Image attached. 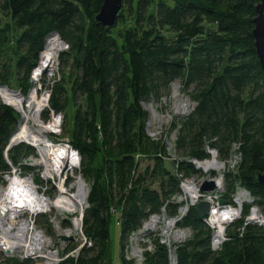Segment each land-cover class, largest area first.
<instances>
[{
	"label": "trees",
	"instance_id": "trees-1",
	"mask_svg": "<svg viewBox=\"0 0 264 264\" xmlns=\"http://www.w3.org/2000/svg\"><path fill=\"white\" fill-rule=\"evenodd\" d=\"M258 2L125 0L117 26L109 28L95 19L103 0H0L7 20L0 16V86L27 95L49 36L56 32L68 44L50 107L66 118L69 108L74 112L73 128L64 132L90 187L83 229L92 245L60 264H111L114 215L121 227L120 264H135L124 256L131 236L165 205L169 217L178 214L179 204L170 200L181 193L180 174L200 175L191 160L210 158L211 148L227 162L235 146L240 160L225 172L220 202L233 205L243 188L252 203L218 250L214 229L191 207L178 222L192 233L176 245L178 264H264V227L248 220L254 206L264 214V185L257 181L264 172V74L252 34ZM177 82L195 107L170 123L180 156L171 167L166 145L148 135L144 103L161 102ZM20 118L0 96V170L10 168L4 151ZM33 153L25 143L9 151L14 163ZM153 237L146 263L170 264L167 246ZM1 264L35 263L8 257Z\"/></svg>",
	"mask_w": 264,
	"mask_h": 264
},
{
	"label": "built area",
	"instance_id": "built-area-1",
	"mask_svg": "<svg viewBox=\"0 0 264 264\" xmlns=\"http://www.w3.org/2000/svg\"><path fill=\"white\" fill-rule=\"evenodd\" d=\"M47 96H48V94H47ZM48 98H49V96H48ZM21 116H22V114H21ZM53 116L54 117L52 118V122L55 121L57 123L56 130L53 132L54 133H60L61 129L59 128V126L61 125V122H62V116L60 114H54V113H53ZM48 124H50V123H48ZM151 128H152L151 122L149 119L148 126H147L148 135L151 137V139L153 141L161 142V143H164L166 145L167 157H169V159L167 157L166 158L168 160H170L171 162H175V161L179 160L180 157L175 155V153H177L176 142L178 139V135H176V137H174V138L172 137L171 140L174 144L171 145V140L167 137L164 138V135L162 133L163 130L162 131H156V133H153L151 131ZM19 131H20V129H19ZM19 131L16 134H13V136L10 139V143H12V140L17 136V134H19ZM53 132H50V133H53ZM48 139L55 145L64 144L67 147H69L78 156V163L80 166V163H81L80 154H79L78 150H76L70 144V142L68 140H65V142L61 143V141L54 139V138H50L49 136H48ZM22 143L31 145L30 143H26L25 141H20L19 143L16 142L12 145H13V147H15V146H18ZM8 146H7L6 150L4 151V158H5L6 162L8 163V165L10 166V168L8 170H0V192H1V194L5 192L8 184L11 180H13L16 177H21L27 181L28 185H33V187L39 193H41V195L43 197L48 198V199H52V200L57 198L60 194V190H59V180L60 179L58 177H49V178L45 177V167L38 164V162L41 158L39 150L36 148L37 150L35 149V153L26 155L24 157H20L18 159V161L16 163H14L13 160L11 159L10 155H9V151L13 147L8 151ZM32 147H34V146H32ZM217 154H218V152L215 149H213V152H212L213 159L211 161L209 160V158L205 159V160H196V159L191 160L195 164V167H198L204 171V175H202V176H205L207 174V177L202 178V179L197 181L193 178L192 179L191 178H183L182 174H180V176L182 177L181 184H180L181 193L176 195V196H173L172 199L170 200L173 203L179 204L178 214L176 216L169 217L166 214V206L167 205H165L162 214L151 215L150 218L143 223L142 227L140 229H138L135 233H133V235L131 236V238H130L131 242H129V245L127 246L125 253H124V256L126 257V259L133 260L135 262V264H147L146 258H145V253L147 251H154L155 247H152V248L149 247L148 249H143V250L134 249V251L132 249V251H130L133 237H135L138 234H147V233L153 231L155 226L158 224V222H160L159 220L161 219L162 216H166L169 218L167 221L168 228L175 227L176 224H178V222L181 221L182 218L187 215L190 208L196 207L197 204L202 200H207L211 204L210 214L206 217V221L214 229V226L211 222V218H212L211 213H212L213 209H222V208L232 206V205H222L220 202L221 194L225 190V185H224V180H223L224 177L220 178L221 179V185H219L218 180H216L215 177H211V175H210L211 174V168L210 169L205 168V165L207 163L212 162V161H217V159H216ZM221 164H222V167L225 166L224 162H221ZM39 167L44 168V171L41 172L40 176H36L32 173L29 174V171L33 170V172H34L35 169L39 168ZM69 171H72V174H74V169H71V167L68 166L67 168L64 169V171L62 173V179L63 180L67 181L69 179ZM26 172H28V173H26ZM208 172L210 174H208ZM79 178H81V173H80L79 177H77V180H79ZM56 180H57V182H56ZM206 180H215L217 182L218 188L213 192H201L200 187L204 184V182ZM48 183H51L54 185V187L58 188V194L54 198H52V196L49 195L50 189H49V186H47ZM66 187L69 189L70 192H72V189L75 188L74 185H70V186L66 185ZM191 187L195 188L194 193L192 192ZM76 191H77V189H76ZM243 192L247 193V191L245 189L243 190ZM249 198H251L250 195H249ZM170 201H168V202H170ZM88 206H89V204L86 201V205L82 210L73 211V212L79 211L80 216L76 217L74 219V226L72 228L68 227L67 229L63 230L62 225H60V222L57 220L60 217L63 218V221L66 220L70 216V213H72V212H70V211L60 212L59 217L55 216L53 218V221L57 224V228H58L59 234H60L59 236L64 235L68 238L67 240H64L65 244L67 242H68V244H70L71 242H75V243H72L71 248H70L73 250L61 258H60L58 250H53L51 247L52 244L48 245L49 243H51L52 239L50 237H48L43 230L38 229L36 226V220H35L36 216L38 214H45L49 211H40V212H33L32 211L31 212L28 210H22V211H18V212H15L14 214H12V213H10V211H8L5 203L0 198V221L2 224L10 225L12 233H15V234L16 233H23V232L27 233V234L29 233L28 235L25 234L26 236H28V240L29 239L34 240L33 237H31V234L33 232H36L38 230L42 231L44 233V235L46 236V238H48L50 240L49 243L43 244L42 253L48 254L51 252H57V254H58L57 259H49L48 257H46L45 259L49 262L46 264H59V263H61V261H63L66 258H69V257L77 258L80 254V250L84 246L92 245V243L86 238L84 231H83L84 213H85L86 209L88 208ZM77 219L80 220V225L78 228H76V226H75V221ZM154 219H157L158 221L156 223H154L153 225H151V223ZM171 221H173L172 226H170ZM177 228H179V230H176L175 234H176V237L179 239L182 238L181 235L187 234V232L191 231L187 228L181 229L179 226ZM2 229L3 228L0 227V235L3 231ZM67 232H70V233H67ZM214 232H215V235L213 234L212 246H213L214 250H218L221 248V245L226 240V237L223 236L222 239L220 241H218L216 238V229H214ZM80 233L84 236L83 244H81V245L76 243L79 240L78 236ZM154 236H156V233ZM71 238H73V239H71ZM180 243H182V240H180V241L178 240V243L174 244V246L171 244H168V245L165 244L168 248V251H169L170 264H178V257L176 254V245L180 244ZM3 250L7 252L9 250V248H8V245L5 243V241L0 240V251H3ZM25 255L27 257L28 256L29 257H35V256L28 255L27 252H25ZM0 264H1V262H0Z\"/></svg>",
	"mask_w": 264,
	"mask_h": 264
},
{
	"label": "bare ground",
	"instance_id": "bare-ground-1",
	"mask_svg": "<svg viewBox=\"0 0 264 264\" xmlns=\"http://www.w3.org/2000/svg\"><path fill=\"white\" fill-rule=\"evenodd\" d=\"M63 51L64 46L58 36L52 35L48 38L46 48L41 55V62L34 71L33 83L38 84L46 72L55 69L58 58ZM0 95L3 101H5L9 106L16 108L23 116L19 134H17V136L12 140V144L25 141L37 148L41 155L38 164L45 167V177H58L60 179V194L53 200L43 197L41 193L33 187V185H28L37 197V200L33 204H21L14 198L8 199L5 192L2 194L0 192V198L5 203L8 211L14 214L15 212L22 210L40 212L51 211L53 208L59 210L60 212L82 210L87 201V187L83 180L79 178V180L74 183V186L77 187V191L72 193L66 187V181L62 179V173L65 168L69 166L71 169H75L79 166L78 156L64 144H53L48 139V133L56 130L57 123L54 121L48 124L41 119L42 111L48 106L47 94L45 93L41 98H39L38 89L35 87L32 89L28 97L14 93L6 88L0 89ZM184 109L185 108H183V110ZM221 167L222 164L217 161H212L205 165V168L207 169H220ZM218 184L221 185V179L218 180ZM191 190L193 193L195 192L194 187H191ZM248 199L249 195L242 191L236 197V205L222 209H213L211 213V222L216 229V238L218 241H220L225 234V223H230L241 215V209L239 206L243 205V203ZM225 209L238 210L239 215L235 219L229 221L228 219H225ZM250 218L252 220H259L264 224V218L260 220V213L256 210L252 212ZM157 221V219H154L151 225ZM79 225L80 220L77 219L75 221L76 228H78ZM172 225L173 221L170 223V226ZM0 227L3 228L0 240L5 241L8 248L12 249L13 252L22 249L30 256L57 259V252H51L48 254L42 253L43 244L50 242L42 231L38 230L33 232L31 237H33L34 240H28V236L26 235L29 233H12L11 226L2 224L1 221ZM181 237H184V235H181Z\"/></svg>",
	"mask_w": 264,
	"mask_h": 264
},
{
	"label": "rangeland",
	"instance_id": "rangeland-1",
	"mask_svg": "<svg viewBox=\"0 0 264 264\" xmlns=\"http://www.w3.org/2000/svg\"><path fill=\"white\" fill-rule=\"evenodd\" d=\"M0 16H1L3 23H5L7 21L5 15L0 13ZM67 48H68V44L66 43V46L64 47V51L67 50ZM41 55H42V53H41ZM41 55H40V60H41ZM40 62L41 61H39V64H40ZM60 66H61V64H60V56H59L55 69H53L52 71L46 72L43 75V77L40 79V82L38 84H36L33 88L36 87L38 89L39 98H41L43 96V94H45V93L48 94V96H49L48 106L42 111V114H41V117H42L41 119L43 121H45L46 123H51L52 118L54 117L53 113L54 114H60L62 116V122H61V125L59 126V128L61 129V132L60 133H54V132L50 133L49 132L48 136L50 138L57 139V140L61 141V143H63V142H65V140L69 141V135H68V133H66V129L69 130V129L73 128L74 112H73V109L69 108L66 112L67 113V118H66V115L64 112H56V111L52 110L50 107V97L52 94V86H53L54 80L60 74ZM34 71H33V75H34ZM33 75L31 77V79L33 78ZM32 89H30L29 93L27 95H24V96L28 97L30 92L32 91ZM15 90H18V89H15ZM2 101H3V99H2ZM144 107L150 113V122H151V127H152L151 131L153 133H156V131H162L163 130L162 133L164 135V138L167 137L171 140L172 137L174 138V137H176V135H178V132L176 130H174L175 132L170 131V123L173 121V117L188 115L191 111H193V109L195 107V103L191 100L190 95L187 92H184L183 86L181 85V83L177 82V83L173 84L171 92H169L167 95H165L163 97V99L161 100V102L147 101L144 103ZM183 108H185V109L183 110ZM48 111H49V116L46 117L45 113ZM65 124H66V126H65ZM65 127H67V128L65 129V132H64ZM68 130H67V132H68ZM173 144L174 143L171 140V145H173ZM235 147H236V149L234 148L232 157L227 162L221 161L218 157V154H217L216 159H217L218 163L224 162L225 163L224 167H221L220 169H215V168L211 169V174L208 172V174H210L211 177H215L216 180H219L220 178L224 177L223 178L224 185H225V172L228 170V168L234 169L236 164L240 160V155H238L236 153L237 146H235ZM207 151L210 153L209 160L211 161L213 159V157H212L213 149L207 148ZM175 155L180 157L178 152L175 153ZM24 156H26V155L23 154L21 157H24ZM167 158L169 159V157H167ZM168 159H167V161L169 162V166L173 165V162L171 164V161ZM145 164H148L147 160H145L143 162L142 168L145 167ZM80 167L81 166L74 169V174H72V171H69V179L66 181L67 186L74 185V183L77 180V177H79V175H80V173H79ZM196 168L200 171L199 172L200 175L202 174V172H204L202 169H200L198 167H196ZM42 171H44V168L39 167V168H36L34 172H33V170L29 171V174L32 173L36 176H40ZM26 173H28V172H26ZM200 175H193V176L191 175L189 177H184V175H182V176H183V178H191V179L193 178L197 181L202 179V178L207 177V174L205 176H200ZM81 176H82V174H81ZM81 178L84 180L86 187L88 189H90L89 184L86 181V179H84L83 176ZM56 182H57V180H56ZM47 186H49V189H50L49 195L52 196V198L56 197L58 194V188L54 187V185L51 183H48ZM76 189H77V187L72 189V192H76ZM243 190H244L243 188L238 189V191L234 197V204L233 205H236V201H235L236 197ZM178 194H180V193H178ZM178 194H176V195H178ZM249 199L243 203L242 208H241V215L237 219H235L234 221H232L230 223H225L226 228H225V235L224 236L226 238H227V230L231 228V226L234 224V222L238 221L242 217V214H243L242 210H243L244 205L252 203V197ZM254 209H255V206L251 209V211L248 215V220L250 219V216H251L252 212L254 211ZM258 210H259V208H258ZM259 213H260V220H262L264 218V214L260 210H259ZM55 216L59 217L60 211L53 208L51 211H49L45 214H38L36 216L35 220H36L37 228L40 230H43L45 232V234L52 239L51 243H49L48 245L52 244L51 245L52 249L58 250L60 258H61L73 250L70 248H71L72 243H75V242H71L70 244H68V242H67L65 244L64 240L60 238V236H59L60 234H59V230L57 228V224L53 221V218ZM79 216H80V212L77 211V212L70 213V216L64 221H63L62 217L58 218L57 220L60 222V225H62V229L65 230L68 227L72 228L74 226V219L76 217H79ZM168 219H169L168 217L162 216L161 219L159 220L160 222H158V224L155 226L153 231H151L147 234H138L135 237H133L130 251H132V249L134 251V249L143 250V249H148L149 247L150 248L155 247V241L153 239L154 238L153 236L155 235V233H156L155 237L159 239V242H161L162 244L163 243L167 244V245L171 244L173 246H174V244L178 243V240L179 241L182 240V243H183L190 238V236L192 234L191 231L187 232V234H183L184 237H182L180 239L177 238L175 231L179 230V228H177L178 224H176L177 227L175 226V227L168 228V223H167ZM251 221H254V222L260 224L259 220L258 221L257 220H251ZM262 226L264 227V224H262ZM187 229H189V228H187ZM214 229H215V227H214ZM83 231H84V229H83ZM110 236H111V264H120V254L122 252V245H121V227L119 225L118 215H114L112 218V222L110 225ZM78 237H79V240L76 243L79 245L83 244L84 236L80 233ZM129 242H131V241L129 240ZM82 249L80 250V253H81ZM124 253H125V251H124ZM8 257L19 258V259H23V260L24 259H30L35 264L49 263L45 258H42V257H29V256L27 257L25 255V251L22 249L17 250L11 254H8L4 250L0 251V262L1 263H4V261Z\"/></svg>",
	"mask_w": 264,
	"mask_h": 264
},
{
	"label": "water",
	"instance_id": "water-1",
	"mask_svg": "<svg viewBox=\"0 0 264 264\" xmlns=\"http://www.w3.org/2000/svg\"><path fill=\"white\" fill-rule=\"evenodd\" d=\"M124 6H125V0H103V4L101 6V9L95 17L96 22L103 25L104 27H109V28L116 27L118 22H119L120 14L122 13V11L124 9ZM256 12H257V16L254 18L255 28H254L252 34H253V37L255 39V47H256L257 54H258V57H259V60H260V63H261L262 69H263V74H264V0H259L258 4L256 5ZM52 35L58 36L60 38V40L62 41L63 46L64 47L66 46V42L61 38V36L58 33H56V32L52 33L49 37H51ZM31 81L33 82V78L31 79ZM3 88L9 89L10 91H12L14 93L21 94L22 96H24L20 90L10 89L7 86H0V89H3ZM4 103L7 104L5 101H4ZM22 120H23V116H21L18 127H17L16 131L14 132V134H16L19 131ZM12 147H13V145H12V143H10L8 146V151ZM257 181L261 185H264V172H259L257 174ZM83 182H84V180H83ZM217 188H218V185H217V182L215 180H206L204 182V184L200 187V191L201 192H213ZM89 193H90V189H87V195H86L87 196V202H88ZM247 194H249L251 196L250 192H248V191H247ZM88 204H89V202H88ZM239 207L241 209L242 205H240ZM196 209L198 211L199 216L202 219L206 220V217L210 214L211 204L207 200H202L197 204ZM254 210L259 212L257 207H255ZM249 220L251 221L252 219L250 218ZM259 223L261 225L263 224L261 221H259ZM213 234L215 235V232ZM60 238L63 240L68 239L64 235H61ZM71 239H73V238H71ZM12 252H13L12 249H9L7 251L8 254H11Z\"/></svg>",
	"mask_w": 264,
	"mask_h": 264
},
{
	"label": "clouds",
	"instance_id": "clouds-1",
	"mask_svg": "<svg viewBox=\"0 0 264 264\" xmlns=\"http://www.w3.org/2000/svg\"><path fill=\"white\" fill-rule=\"evenodd\" d=\"M5 195L8 199H15L21 204H33L37 197L34 195L32 189L28 186L27 181L24 178L16 177L11 180L5 190ZM225 219L229 221L235 219L239 212L235 209L224 210Z\"/></svg>",
	"mask_w": 264,
	"mask_h": 264
}]
</instances>
